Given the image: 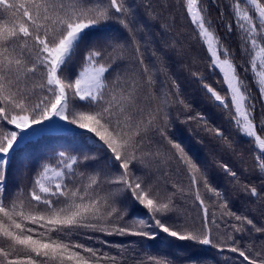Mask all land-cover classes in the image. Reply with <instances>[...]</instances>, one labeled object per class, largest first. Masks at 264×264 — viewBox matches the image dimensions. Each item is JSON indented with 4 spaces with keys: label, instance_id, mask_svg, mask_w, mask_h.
Returning a JSON list of instances; mask_svg holds the SVG:
<instances>
[{
    "label": "trees",
    "instance_id": "obj_1",
    "mask_svg": "<svg viewBox=\"0 0 264 264\" xmlns=\"http://www.w3.org/2000/svg\"><path fill=\"white\" fill-rule=\"evenodd\" d=\"M252 1L0 0V264H264ZM206 34L248 87L262 150ZM91 65L101 85L81 97ZM58 111L64 130L11 124Z\"/></svg>",
    "mask_w": 264,
    "mask_h": 264
},
{
    "label": "rangeland",
    "instance_id": "obj_2",
    "mask_svg": "<svg viewBox=\"0 0 264 264\" xmlns=\"http://www.w3.org/2000/svg\"><path fill=\"white\" fill-rule=\"evenodd\" d=\"M246 1L254 5V1ZM259 18L264 22V18L262 17V15H259ZM72 38H74L73 34H70L66 43H69ZM205 41L208 44L209 53L212 57L213 67L220 73L221 77L223 78L225 88L228 90L229 97L233 103L237 118L240 119L243 127L247 131V134L255 139L257 147L262 150V142L256 135L249 117L248 109L246 107V100L250 99L249 96L244 92V89H247L248 87H244L243 79L239 77L235 63H233L227 57L220 56L215 46V40L212 35L206 34ZM257 75L258 81L260 83L257 89L261 92V101L264 104V74L260 72ZM100 76L101 70L92 65L88 66L84 70L77 83L81 97H93L96 94V91L101 85ZM11 124H13L20 132L19 137L25 135L29 130H33L34 133H39L41 131L47 130L60 131L67 128V125L60 111L56 112L53 116H50L39 123H30L26 116L13 117L11 120ZM17 141L18 140L15 139L10 142L8 144V148L13 147L17 143Z\"/></svg>",
    "mask_w": 264,
    "mask_h": 264
}]
</instances>
